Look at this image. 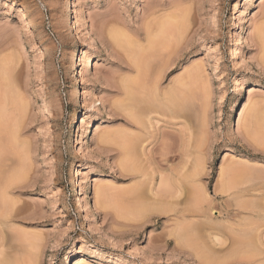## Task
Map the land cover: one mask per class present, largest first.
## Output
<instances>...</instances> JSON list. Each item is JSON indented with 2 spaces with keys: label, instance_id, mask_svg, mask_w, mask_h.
Here are the masks:
<instances>
[{
  "label": "rangeland",
  "instance_id": "374dc122",
  "mask_svg": "<svg viewBox=\"0 0 264 264\" xmlns=\"http://www.w3.org/2000/svg\"><path fill=\"white\" fill-rule=\"evenodd\" d=\"M161 15L187 27L166 38L173 64L158 80L185 99L144 116V103L135 98L145 110L131 100L126 110L115 87L136 74L109 32L139 46ZM258 27L264 0H0V264H264ZM182 158L181 174L194 169L201 178L179 175L189 187L176 202L148 195L158 171ZM129 164L143 174L134 177ZM137 194L144 215L133 212Z\"/></svg>",
  "mask_w": 264,
  "mask_h": 264
},
{
  "label": "bare ground",
  "instance_id": "6f19581e",
  "mask_svg": "<svg viewBox=\"0 0 264 264\" xmlns=\"http://www.w3.org/2000/svg\"><path fill=\"white\" fill-rule=\"evenodd\" d=\"M151 8H149V12L153 15V14H155V13H157L160 9L158 8V6L157 5H152V6H150ZM179 13V15H184L185 14V12L184 11H182V12H175V14H178ZM184 13V14H183ZM20 14L22 15V16H24L25 15V13L24 12H20ZM150 14V15H151ZM175 14H169L168 15V17H170V18H172V17H174L175 16ZM174 15V16H173ZM163 15H161L160 17H162ZM172 16V17H171ZM177 16V15H176ZM175 16V17H176ZM78 17H79V20H80V22L82 23V25L84 26V27H86V20L83 18V16L80 14V11L78 10ZM159 17V16H158ZM166 16H163V18L161 19V18H159V19H157V20H154L153 21V23H151L150 25H146V27L144 28V38H145V40H146V43L145 44H137V45H139V46H135L134 44H131V41H129L128 42V39L129 38H126L125 40H124V35L123 34H121L122 32L121 31H119V30H117V31H119L120 33H119V35L121 36V37H119V35H117L118 33H117V31H115L113 28V30L114 31H110L109 32V36H110V38L113 40V42L115 43H113L115 46H116V49H117V46L118 47H120L119 48V50H121V48H122V52H126L128 55H131V56H129V57H127V54H126V56H125V54H124V57L127 59L128 58V60L130 61V63L128 62V60H126L125 58V60L127 61V63L125 62V60L123 59L122 61H120L121 63H123V62H125L124 64L125 65H127V67L125 66V68L126 69H128V71L130 70H132V71H135V76L133 75V77H126V78H124V79H122V80H118L119 82H118V84H114L115 85V87H117L120 91H122L123 92V94L125 95H123L124 96V98H125V100L127 99L128 101H126V104H125V100H124V107H126L125 109L126 110H130V109H128V108H131L132 106H130V104H132L133 102H135L134 101V99L135 100H139V103L138 104H142V103H144V106L143 107H145L146 108V110L141 106V105H138L136 102V105H138V109L140 110V111H142V110H145V111H143V112H141V113H143L144 114V116H145V114H147V112H148V114L147 115H150V112L152 113H156L155 112V110H157L156 109V107L157 108H160L159 106H162V105H164V106H162V107H166L165 105H167V107H169V106H171V104L173 103L172 101H174L175 99L174 98H176L174 95L176 94H174V92L177 90V87L176 88H174V87H170V88H168L167 90H166V88L163 90V89H160V87H159V79L160 78H162V76L161 75H164L163 73H165V70H168V68L173 64L172 62H173V59L170 57V54L171 53H169L170 51L168 50V48L170 47V45L169 44H166L165 42H166V38H169L170 36H172V34L173 33H177V34H179L180 36H182V35H184V33H185V28H187V27H185L184 25H183V23H180V21H179V23H180V25H179V23L178 22H176V24H178V26L177 25H175V24H173V25H170L169 23L170 22H168L167 21V18L166 19H164ZM154 19H156V18H154ZM148 24V23H147ZM173 27H177V28H175L176 29V32L175 31H173L174 29H173ZM75 28V25L73 24V23H70L69 25H68V27H67V33H70V34H72L73 33V29ZM173 29V30H172ZM173 32V33H172ZM255 32H256V34H258V35H263L264 34V28L263 27H258V29H255ZM176 36H178V35H176ZM264 36V35H263ZM263 36H261V37H263ZM122 37H124V38H122ZM122 38V39H121ZM138 40V39H137ZM263 41V40H262ZM264 42V41H263ZM138 43V42H137ZM263 44V43H262ZM132 45H134L133 47H132ZM264 45V44H263ZM262 45V46H263ZM111 46V45H110ZM124 46H131V48H129V47H124ZM115 49V48H114ZM261 49H263V50H261V54H263L264 55V46H263V48H261ZM119 50H115V51H118V52H120ZM124 50V51H123ZM128 50V51H127ZM114 51V50H113ZM169 51V52H168ZM263 51V52H262ZM117 52V53H118ZM122 52H120L119 54H122L123 55V53ZM129 52H131V54H129ZM85 54H86V51H84V50H82V57H84L85 56ZM121 55V56H122ZM167 55V56H166ZM236 54H235V50L232 48L231 49V51H230V58H234V56H235ZM130 57H132L131 58V60H130ZM162 57H165V59H163L162 60ZM173 57V56H172ZM119 58H121V57H119ZM263 58H264V56H263ZM172 59V60H171ZM176 59V58H175ZM174 59V60H175ZM153 65H156V67H157V69H156V67L155 66H153ZM155 68V70H154V72L152 73L151 72V68ZM120 71V70H119ZM161 76V77H160ZM164 77V76H163ZM161 83V82H160ZM85 89V88H84ZM82 90V92H81V94H83L84 92H86L85 90ZM174 89H175V91H174ZM177 92V91H176ZM75 94H76V100L78 99V94H80V92H78V91H76L75 92ZM177 95V94H176ZM179 95V94H178ZM182 97H184L183 95H182ZM79 98H80V96H79ZM178 98V100L179 101H181L179 98V96L177 97ZM176 98V99H177ZM133 99V100H132ZM185 99V98H184ZM183 99V100H184ZM133 101V102H129V101ZM142 102V103H141ZM160 102V103H159ZM161 102H163L164 104H162V105H159V104H161ZM167 102H169L168 104H165V103H167ZM127 103H128V105H127ZM174 104V103H173ZM172 104V105H173ZM177 104V103H176ZM135 108H137L136 106H134ZM161 107V108H162ZM174 107H176L177 108V106H174ZM185 107V106H184ZM137 109V110H138ZM142 109V110H141ZM164 108H162V110H163ZM168 110H169V108H167ZM174 109V108H173ZM172 109V110H173ZM148 110V111H147ZM166 110V109H165ZM164 110V111H165ZM170 110H171V107H170ZM169 110V111H170ZM177 110V109H176ZM175 110V111H176ZM183 110H185L184 108H183ZM160 111V110H159ZM180 111V110H179ZM252 111H253V109H252ZM256 111V112H255ZM134 112H136V111H134ZM133 112V113H134ZM146 112V113H145ZM167 112V111H166ZM166 112H164V113H166ZM254 112L257 114V107H256V110H254ZM130 113V115H129V117L130 116H133L134 114H132L131 115V113H132V111L131 112H128V114ZM138 113V112H137ZM159 115H160V113L161 112H157ZM168 113V112H167ZM172 114V113H171ZM185 114V113H184ZM254 114V113H253ZM256 114H254L255 116H256ZM137 115H142V114H140V113H138ZM152 115V114H151ZM134 116H136V115H134ZM161 116H163V113L161 114ZM185 116V115H184ZM258 116V115H257ZM142 117H143V115H142ZM141 117V118H142ZM149 117V116H148ZM131 118V117H130ZM136 118V117H135ZM134 118V119H135ZM138 118V117H137ZM260 118V117H259ZM134 119H133V121H134ZM151 119H153V118H151ZM156 119V118H155ZM139 121H140V117H139V119H138ZM138 120L136 121V119H135V121L136 122H134L135 124H139V122H138ZM154 120V119H153ZM83 121V120H82ZM127 122H129V124H133L132 123V121H127ZM141 122V121H140ZM145 122V121H144ZM253 122L254 123H256L255 124V128H257L258 129V122H257V120H253ZM181 123V122H180ZM263 123V122H262ZM141 124H143V123H141ZM151 124V123H150ZM140 125V124H139ZM172 125V124H171ZM180 126H182V128H181V134L183 135V138L184 137H186V136H184L185 135V123L184 122H182V124H180ZM252 126V125H251ZM260 126H262V125H260ZM263 126H264V124H263ZM263 126H262V128H263ZM141 128H142V126H141ZM253 128V127H252ZM14 131V130H13ZM261 133H263V132H261ZM12 135H14V134H12ZM16 138V137H15ZM14 138V139H15ZM153 138V137H152ZM8 141V140H7ZM13 141V140H12ZM126 142L124 143L125 145L123 146L124 147V149H123V153L122 154H124V155H122V156H125L126 157V160H127V163H129L130 161H128L129 160V158H131V147L133 146L132 145V142H131V140H128V139H126L125 140ZM129 141V142H128ZM182 141H184L185 142V140H181V142ZM164 142V141H163ZM184 142H183V144H184ZM13 143H15V142H13ZM155 143V142H154ZM164 144H166V143H164ZM164 144H163V147H165L166 148V146H164ZM132 145V146H131ZM140 146V145H139ZM142 146V145H141ZM183 146V145H182ZM162 147V148H163ZM133 148V147H132ZM165 148H163V149H161L162 150V152L160 153L159 151V154L161 155H166L167 153L169 154V151H167V150H169V146H168V149L166 150ZM171 149V148H170ZM172 150V149H171ZM142 151V150H141ZM183 151V150H182ZM184 151H186V150H184ZM150 152V151H149ZM149 152H148V154H149ZM154 152H156V150L154 151ZM141 153H143V152H141ZM157 153V152H156ZM133 154V153H132ZM184 154V153H183ZM186 154V153H185ZM185 154L183 155L184 157H185ZM134 155V154H133ZM144 155V154H143ZM152 155V154H151ZM154 155V154H153ZM152 155V156H153ZM144 156H146V155H144ZM152 156H150V157H152ZM0 157H1V155H0ZM129 157V158H128ZM149 157V156H148ZM155 157V156H154ZM166 157V156H165ZM187 157V156H186ZM2 159V158H1ZM147 159V158H146ZM152 159V158H151ZM154 159V158H153ZM125 160V161H126ZM148 160H149V158H148ZM153 161V160H152ZM151 161V164H153V162ZM187 162V161H186ZM127 163H125V164H127ZM190 163V162H189ZM124 164V165H125ZM150 164V163H149ZM133 164H129L127 167H128V169L126 168V166H125V168H126V171L128 172V170L129 169H131L132 167H134V166H132ZM156 165V164H155ZM185 165V160L182 158V161H181V163H179V165L177 166V167H175V166H170V167H168L169 168V171L168 172H162L161 173V171H158V172H160L159 174V177H161V178H159L160 179V183H157V184H159V187L157 186V188H156V186H154V185H152L150 188H148L149 190H150V192H148V193H150V194H148V195H151V197H153V198H155V199H157L158 201L160 200H162L163 202L164 201H175L176 202V200H178V198H180L181 197V195H182V190L184 189V187H186V186H188L189 187V182H186L187 183V185H186V183H185V185H183L181 182L179 183V181L177 182V180L180 178V176H183V177H185V176H187L188 175V173L190 174V173H192V172H188L187 173V171H186V173L184 172V174H186V175H184V174H181V172L183 173V171L182 170H185L184 169V166ZM135 166H136V164H135ZM157 166V165H156ZM130 167V168H129ZM138 166H136V168H137ZM154 167V166H153ZM202 167V166H201ZM135 168V167H134ZM133 169L134 171H129V173H131V172H133V176L134 177H137L141 172L139 171V169ZM138 168H140V167H138ZM158 168V167H157ZM186 168V167H185ZM125 170V169H124ZM137 170L139 171V172H137ZM187 170V169H186ZM203 170V169H202ZM15 171V170H14ZM135 172H137V174L135 173ZM128 173V174H129ZM139 173V174H138ZM163 173H165V174H163ZM200 173H202L201 171L199 172V171H195L194 169H193V174H191V175H189V176H187V177H190L191 176V184L193 183V182H195V181H198L199 180V178H201L200 177ZM132 174V173H131ZM141 174H143V173H141ZM180 175V176H179ZM179 176V178L177 179V177ZM186 177V178H187ZM140 178V177H139ZM185 178V179H186ZM180 180V179H179ZM181 180H182V178H181ZM138 181V180H137ZM185 181H187V180H185ZM193 181V182H192ZM138 185V184H137ZM140 185V184H139ZM195 185V184H194ZM148 186V185H147ZM192 186V185H191ZM5 187V186H4ZM195 187V186H194ZM3 187H1V189H2ZM7 187H5L4 189H6ZM146 188V187H145ZM133 189H136V188H133ZM140 189V188H139ZM130 190H132V188H130ZM138 190V189H137ZM137 190H134V192H136L137 193ZM148 190V191H149ZM129 191V190H128ZM141 191V190H140ZM139 191V192H140ZM143 191V190H142ZM4 192H5V190H4ZM97 192H98V190L96 189V187H94L93 188V193L94 194H97ZM132 192V191H131ZM133 192V193H134ZM138 192V193H139ZM144 192V191H143ZM132 193V194H133ZM127 194H129V193H127ZM133 195H135V194H133ZM2 196H3V193H2ZM2 196H1V198H2ZM141 196V195H140ZM138 194H137V196L134 198V201H136V199H138V202L136 203V202H134V204L136 203V204H138L140 201V199L138 198V197H140ZM146 199V198H145ZM148 199H149V196H148ZM151 199V198H150ZM147 200V199H146ZM132 203V202H131ZM133 204V205H134ZM134 207V206H133ZM146 207V206H145ZM145 207L142 205V203H139L138 205H135V208H136V210H134L133 209V212L135 211L136 212V214H140V213H142L143 211H145L146 209H145ZM155 207V206H154ZM166 207V206H165ZM148 208V207H147ZM185 210V209H184ZM162 212H166L167 213V211H175V210H173V208L172 209H167V210H161ZM201 211V210H200ZM145 212H147V211H145ZM181 212H182V216H183V210H181ZM180 212V213H181ZM203 212V211H202ZM252 212V211H251ZM143 215H144V212H143ZM138 216V215H137ZM177 216V215H176ZM250 216V215H249ZM138 217H140V216H138ZM185 221V220H184ZM183 222V221H182ZM179 224V223H178ZM177 224V225H178ZM184 225H185V222H184ZM178 230V229H177ZM179 230H182L181 228H179ZM176 230H174V232H175ZM173 232V233H174ZM177 232V231H176ZM177 234V233H176ZM168 236V235H167ZM217 236V235H216ZM214 238H216L215 236H213ZM215 241H218V238H217V240H215ZM238 244V243H237ZM241 249V248H240ZM244 249V248H243ZM239 249H237V251H238ZM241 256H244V258H245V255H241ZM250 256V255H249ZM252 257V256H251ZM249 260H251L250 258H248ZM248 262V261H247ZM250 262V261H249ZM248 262V263H249Z\"/></svg>",
  "mask_w": 264,
  "mask_h": 264
}]
</instances>
